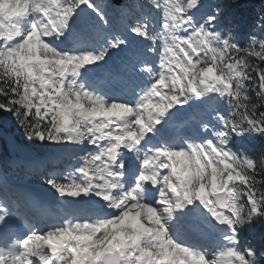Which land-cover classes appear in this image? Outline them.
<instances>
[{
  "label": "snow or ice",
  "instance_id": "obj_1",
  "mask_svg": "<svg viewBox=\"0 0 264 264\" xmlns=\"http://www.w3.org/2000/svg\"><path fill=\"white\" fill-rule=\"evenodd\" d=\"M144 7L133 17L104 0H0V110L30 140L85 152L79 183L46 182L89 197L43 235L33 224L18 234L0 200V264H252L232 245L238 226L264 215V181L229 145L264 136V43L224 39L203 0ZM117 54L138 98L113 75ZM220 236L227 248L210 253Z\"/></svg>",
  "mask_w": 264,
  "mask_h": 264
},
{
  "label": "trees",
  "instance_id": "obj_2",
  "mask_svg": "<svg viewBox=\"0 0 264 264\" xmlns=\"http://www.w3.org/2000/svg\"><path fill=\"white\" fill-rule=\"evenodd\" d=\"M203 2L205 7H209L210 14L217 17L213 26L215 30L222 34L229 33L231 43L235 44V40H242L239 47H248L251 44L259 50L258 39L264 34V28L263 31L261 30L263 34L256 35L258 31L255 26L259 22L264 25V0H203ZM253 37L256 38L254 42ZM3 99L4 97H0V100ZM0 126L8 127L20 141L30 145L39 154L54 151L59 146V144H53L49 141L41 142L28 139L14 114L10 116L3 110H0ZM44 144L49 146L45 148L43 147ZM241 155L242 160L247 158L257 163L255 169L256 179L264 181V136L252 134L245 142L244 150L242 153L240 152ZM13 156V152L0 145V162L4 163L7 169H10L7 162ZM230 183L234 184L239 192L246 187L240 181ZM261 187L264 188V185H261ZM236 234L240 247L245 251L248 248L255 251V257H249V259H254L255 264H264V215L255 216L250 223L238 226Z\"/></svg>",
  "mask_w": 264,
  "mask_h": 264
},
{
  "label": "water",
  "instance_id": "obj_3",
  "mask_svg": "<svg viewBox=\"0 0 264 264\" xmlns=\"http://www.w3.org/2000/svg\"><path fill=\"white\" fill-rule=\"evenodd\" d=\"M117 2H121L122 0H115ZM0 134L2 136H4L6 138V140L8 141V143L10 144H14L16 146L19 147V152H20V155L21 156H24V157H27L29 158L30 155L32 156H35L28 148H26L25 146H23L22 144H20L19 142H17L11 133H6V132H3L1 129H0ZM32 156L30 158H32Z\"/></svg>",
  "mask_w": 264,
  "mask_h": 264
},
{
  "label": "rangeland",
  "instance_id": "obj_4",
  "mask_svg": "<svg viewBox=\"0 0 264 264\" xmlns=\"http://www.w3.org/2000/svg\"><path fill=\"white\" fill-rule=\"evenodd\" d=\"M261 43H264V36H263V38L261 39ZM194 59H195V57H194ZM167 87V85L165 84V88ZM70 145L68 144V146L66 147V148H68ZM8 147H10V146H8ZM73 147V146H72ZM76 151V148L75 147H73V148H70V150L68 151V152H66V153H68V155H71L73 152H75ZM66 153H62V156L61 157H64V155L66 154ZM60 156V155H59ZM61 157H59V158H56V160H58V159H60ZM74 158V157H73ZM54 159V158H53ZM21 160V158H18V159H16V162L18 163V161H20ZM15 162V163H16ZM1 175V174H0ZM2 176V175H1ZM65 196H67V195H65ZM45 231L46 230H44L42 233H38L37 232V235H43L44 233H45ZM226 231V230H225ZM227 246H228V244H227V241H225L224 240V248L226 249L227 248ZM224 249V250H225ZM227 257H225V258H222V261H221V264H227ZM235 262H234V258H233V264H234Z\"/></svg>",
  "mask_w": 264,
  "mask_h": 264
},
{
  "label": "clouds",
  "instance_id": "obj_5",
  "mask_svg": "<svg viewBox=\"0 0 264 264\" xmlns=\"http://www.w3.org/2000/svg\"><path fill=\"white\" fill-rule=\"evenodd\" d=\"M250 251L253 252V256L252 257H255V252L253 250H250ZM252 264H255V260L254 259H252Z\"/></svg>",
  "mask_w": 264,
  "mask_h": 264
},
{
  "label": "bare ground",
  "instance_id": "obj_6",
  "mask_svg": "<svg viewBox=\"0 0 264 264\" xmlns=\"http://www.w3.org/2000/svg\"><path fill=\"white\" fill-rule=\"evenodd\" d=\"M23 198H24L25 200H27V199H28V198H27V196H25V195H23ZM23 203H24V202H23ZM23 203H22V204H23Z\"/></svg>",
  "mask_w": 264,
  "mask_h": 264
}]
</instances>
